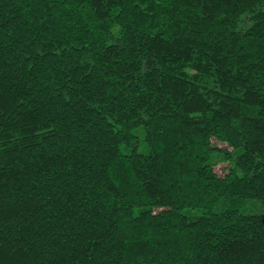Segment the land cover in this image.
<instances>
[{
	"label": "trees",
	"instance_id": "16d2710c",
	"mask_svg": "<svg viewBox=\"0 0 264 264\" xmlns=\"http://www.w3.org/2000/svg\"><path fill=\"white\" fill-rule=\"evenodd\" d=\"M255 202L264 0H0V264H264Z\"/></svg>",
	"mask_w": 264,
	"mask_h": 264
},
{
	"label": "rangeland",
	"instance_id": "374dc122",
	"mask_svg": "<svg viewBox=\"0 0 264 264\" xmlns=\"http://www.w3.org/2000/svg\"><path fill=\"white\" fill-rule=\"evenodd\" d=\"M214 144L221 148L223 151L226 152H232L233 148L227 143V141H218V140H213ZM220 150V151H222ZM216 152L213 155V161H214V169L215 171L220 174L223 175L226 172H228L229 168L232 167V160L224 158L223 153L221 152ZM251 209L257 210V211H264V207L260 204V203H250L248 205ZM186 214H189L187 211L185 212ZM195 213L194 210H191V215H193Z\"/></svg>",
	"mask_w": 264,
	"mask_h": 264
}]
</instances>
